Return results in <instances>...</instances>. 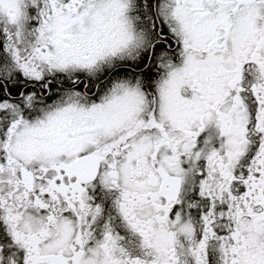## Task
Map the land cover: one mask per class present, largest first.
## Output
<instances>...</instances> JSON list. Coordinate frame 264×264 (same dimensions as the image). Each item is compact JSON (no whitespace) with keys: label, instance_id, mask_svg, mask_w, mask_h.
Listing matches in <instances>:
<instances>
[{"label":"snow or ice","instance_id":"obj_1","mask_svg":"<svg viewBox=\"0 0 264 264\" xmlns=\"http://www.w3.org/2000/svg\"><path fill=\"white\" fill-rule=\"evenodd\" d=\"M0 264H264V0H0Z\"/></svg>","mask_w":264,"mask_h":264}]
</instances>
